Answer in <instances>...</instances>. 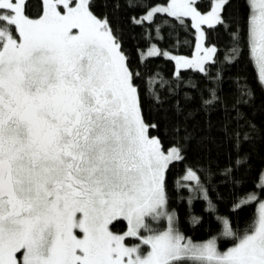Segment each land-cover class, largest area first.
Returning <instances> with one entry per match:
<instances>
[{
    "label": "snow or ice",
    "instance_id": "snow-or-ice-1",
    "mask_svg": "<svg viewBox=\"0 0 264 264\" xmlns=\"http://www.w3.org/2000/svg\"><path fill=\"white\" fill-rule=\"evenodd\" d=\"M245 2L250 55L264 88V0ZM95 7V0H0V264H264V202L242 235L222 218L221 234L236 239L221 251L216 238L195 243L180 231L168 191L170 167L193 146L230 145L228 176L245 144L264 141V118L247 110L255 90L243 82L229 93L218 80L199 104L206 129L195 134L192 115L178 105L174 139L165 145L143 117L139 74L120 33ZM111 7L142 11L138 24L190 20L199 32L194 56L170 59L206 72L217 49L204 47L202 26L225 25L230 0H214L207 11L199 0H111ZM159 55L168 53L142 52ZM152 98L160 103L158 93ZM200 171L187 167L183 180L194 184L180 186L202 193L213 210Z\"/></svg>",
    "mask_w": 264,
    "mask_h": 264
},
{
    "label": "trees",
    "instance_id": "trees-1",
    "mask_svg": "<svg viewBox=\"0 0 264 264\" xmlns=\"http://www.w3.org/2000/svg\"><path fill=\"white\" fill-rule=\"evenodd\" d=\"M199 3L202 10L207 11L213 0H199ZM95 5L98 15L111 17L122 37V45L132 69L139 74L136 83L140 85L143 117L146 122L157 125L152 134L159 136L162 143L169 145L174 139L172 125L176 122L175 110L178 105L192 115L189 127L195 134L199 135L206 129L208 117L199 111V104L210 86L219 89L220 79L225 82V90L229 93L243 82L254 89L255 103L247 110L258 121L264 118V88L260 86L258 69L250 55L249 9L245 0H230L225 25L205 26L206 43L217 49L215 63L208 62L206 72L195 68H180L177 71L174 60L165 55L152 58L142 56V52L152 44L175 54L192 55L196 47V30L190 20H186L182 27L170 18H157L155 23L138 24L134 20L144 14L142 11L114 9L111 0H95ZM153 93L159 94V104L152 98ZM220 119L219 112L211 116L213 123H218ZM214 135L217 140L220 139L218 133ZM234 155L227 144L217 143L210 146L207 152L193 146L186 161L171 166L168 174L170 205L178 218L177 227L196 241L218 236L222 249L232 246L236 239L221 235L222 218L229 220L236 236L242 235L255 225L258 204L264 200V188L261 187L264 185V141L257 139L254 144H245L244 155L236 157L240 163L233 169L232 175L225 176L222 170L226 164L231 165ZM187 167L201 170L198 174L214 205L213 210H207L208 202L203 199L202 193L180 186L187 182L183 180ZM252 194L256 200L235 207ZM193 216L199 218L198 223H193ZM159 227H166V221H161Z\"/></svg>",
    "mask_w": 264,
    "mask_h": 264
},
{
    "label": "rangeland",
    "instance_id": "rangeland-1",
    "mask_svg": "<svg viewBox=\"0 0 264 264\" xmlns=\"http://www.w3.org/2000/svg\"><path fill=\"white\" fill-rule=\"evenodd\" d=\"M213 3H214V0H213ZM144 15V14H143ZM142 15V16H143ZM141 16V17H142ZM205 26H207V25H203L202 26V28L204 29V31H205ZM196 30V29H195ZM198 39H199V32L196 30V47H195V50H194V52H193V54L192 55H181V54H175V53H173V52H171V51H169V50H161L156 44H152L150 47H152V46H154L156 49H159V50H161L162 52H165V53H168V55H167V57H170V56H184V57H189V58H192L193 56H194V53L196 52V48H197V43H198ZM150 47H148L147 49H149ZM204 47H215V46H213V45H208L206 42H205V45H204ZM146 49V50H147ZM201 54H203V53H201ZM144 57V56H143ZM175 62V61H174ZM175 65H176V70L178 71L179 69H180V67L176 64V62H175ZM194 182H192V181H187L186 182V184H189V185H192ZM191 189V188H190ZM202 196H203V194H201ZM261 202H264V200H262ZM258 209H259V204H258ZM258 218V217H257ZM164 221H166V220H164ZM161 222V221H160ZM160 222H157L158 223V226H159V224H160ZM166 225H167V221H166ZM222 235V234H221ZM213 238H216V240H217V245H218V247H219V244H218V236H213V237H210V238H208V239H205V240H202V241H196V240H193V242H195V243H204V242H206V241H208V240H210V239H213ZM191 239V238H190ZM233 246V245H232ZM232 246H229V247H232ZM229 247H227V248H229ZM220 248V247H219ZM227 248H225V249H222V248H220L221 249V251H225V250H227Z\"/></svg>",
    "mask_w": 264,
    "mask_h": 264
}]
</instances>
